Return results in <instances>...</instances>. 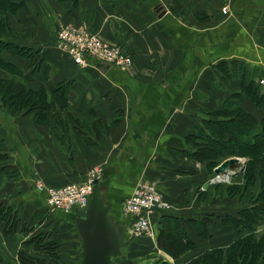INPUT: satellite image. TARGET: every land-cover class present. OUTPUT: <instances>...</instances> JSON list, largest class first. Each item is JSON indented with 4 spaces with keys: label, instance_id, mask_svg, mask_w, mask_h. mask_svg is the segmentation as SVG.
<instances>
[{
    "label": "crops",
    "instance_id": "obj_1",
    "mask_svg": "<svg viewBox=\"0 0 264 264\" xmlns=\"http://www.w3.org/2000/svg\"><path fill=\"white\" fill-rule=\"evenodd\" d=\"M11 1L20 6L6 15L0 41L26 52H0L9 66L0 68V79L16 93L44 88L50 109L38 123L34 113L0 108V201H6L0 206L18 220L16 232L5 234L0 216V264H20L22 252L43 264H81L79 208L51 210L36 184L82 183L94 170L100 179L89 203L102 195L124 235L112 264H188L240 238L221 218L237 217L247 205L236 197L200 199L197 184L209 171L191 156L204 148L196 136L204 135L205 122L232 97L257 121L264 117L245 91L253 86L264 94V0ZM66 25H83L120 47L131 66H76L55 46L57 30ZM61 91L65 109L57 104ZM142 181L154 183L170 205L153 217V238L132 237L121 209ZM165 216L180 222L193 247L174 258L157 247ZM201 221L202 237L195 228ZM35 232L43 235L38 248L28 243ZM50 240L57 244L49 250Z\"/></svg>",
    "mask_w": 264,
    "mask_h": 264
},
{
    "label": "trees",
    "instance_id": "obj_2",
    "mask_svg": "<svg viewBox=\"0 0 264 264\" xmlns=\"http://www.w3.org/2000/svg\"><path fill=\"white\" fill-rule=\"evenodd\" d=\"M19 6L11 0H0V34L8 29L6 15L14 14ZM4 50L21 55L26 52L23 48L0 41V52ZM0 68L6 69L9 66L0 60ZM242 88L245 89V86L243 85ZM245 91L256 106L264 109V94H257L256 88L253 86ZM56 92L58 91L56 90ZM56 98L58 107L65 109L66 101L63 92L61 91ZM0 104L2 107L14 109L18 112L34 113L38 123L45 122L44 113H47L50 109L44 88L16 93L12 90L11 82L5 79H0ZM211 117V121L204 124V135L199 132V135L196 136V139L200 138L201 140L203 138L204 148L196 151L191 157L210 169L227 158L242 157L249 154L247 156L250 163H246L242 176L243 183L227 186V190H224L220 185L213 187L215 190L219 191L221 189L228 192L226 195L220 192L217 193L216 202L237 197V195L240 199L244 195H250V198L246 197L244 199L243 206L247 205V207L241 209L237 213V217L227 215L221 218L222 225L231 226L239 236H242L235 240L225 251L205 252L188 264H259L264 259V229L257 231L255 223L264 221V173L255 162H261L264 159V117L261 121H257L252 115L245 112L240 106L237 95L229 99L221 110L211 114ZM206 130L207 133H210L207 134ZM258 186L261 187L259 195L252 196L251 192ZM238 189L241 190V194ZM0 216L5 224V234L15 233L18 222L16 216L10 210H5L1 206ZM158 224H160V227H157V247L168 256L174 258L193 248L191 242L182 233L178 220L172 221L170 217L165 216V219ZM203 227L202 221L200 224L195 225L201 237ZM25 232L27 231L25 230ZM42 241L43 235L40 232H35L31 234L28 243H34L35 247L38 248ZM56 244L55 240H50L44 246L49 249L56 246ZM224 257H226L225 263ZM19 262L20 264H43V261L29 257L23 252L19 255Z\"/></svg>",
    "mask_w": 264,
    "mask_h": 264
},
{
    "label": "built area",
    "instance_id": "obj_3",
    "mask_svg": "<svg viewBox=\"0 0 264 264\" xmlns=\"http://www.w3.org/2000/svg\"><path fill=\"white\" fill-rule=\"evenodd\" d=\"M223 14L227 13L224 8ZM56 49L69 57L76 66L86 67L90 62L108 63L118 69L131 66L132 59L120 47L104 43L97 33L90 32L85 26L66 25L56 32ZM263 82V81H262ZM100 178V170L91 172L86 181L69 184L61 188H47L37 182L36 188L46 193V205L51 210L69 213L74 208H85L93 194L95 182ZM228 177L215 176L216 181ZM212 180L211 182H215ZM166 202L152 182H139L132 194L122 203V214L130 220L129 232L132 237L153 238L155 227L153 217L157 212L168 210Z\"/></svg>",
    "mask_w": 264,
    "mask_h": 264
},
{
    "label": "water",
    "instance_id": "obj_4",
    "mask_svg": "<svg viewBox=\"0 0 264 264\" xmlns=\"http://www.w3.org/2000/svg\"><path fill=\"white\" fill-rule=\"evenodd\" d=\"M97 67L104 71L110 65L99 62ZM239 164V158H229L221 162L213 173L220 177H235L244 171V166L238 167ZM97 182L98 180L95 185ZM95 200H98V203ZM0 203L5 204L6 201ZM105 204L104 197L100 195L98 199L90 201L85 208L75 211L77 217L74 223L81 242V264H112V259L120 254L121 248L125 245L123 232L114 224L110 205ZM157 227L159 228L160 224Z\"/></svg>",
    "mask_w": 264,
    "mask_h": 264
},
{
    "label": "rangeland",
    "instance_id": "obj_5",
    "mask_svg": "<svg viewBox=\"0 0 264 264\" xmlns=\"http://www.w3.org/2000/svg\"><path fill=\"white\" fill-rule=\"evenodd\" d=\"M210 132H208V134H209ZM249 156V154H245L244 156H242V157H237L236 156V158H239L240 159V164L238 165V167L239 166H244V170H245V166H246V163L247 162H249L248 160H249V158H248V156ZM230 158H233V157H230ZM196 163H201V162H199V161H196V160H194ZM250 163V162H249ZM202 164V163H201ZM255 164H258V166L261 168V170H262V173H264V159L261 161V162H255ZM241 168V167H240ZM213 169V170H212ZM214 169L215 168H210V169H208V178L206 179V180H203L202 182L203 183H198L197 185V194L199 195V198L200 199H205V201L206 202H208V203H211L212 202V200H215V199H217L218 198V196H217V193L219 194V192L220 193H222V194H228V192L226 191V192H224L223 190H215L214 189V187L213 186H215V185H220V186H222V188L224 189V190H227V186L229 187L230 186V184L232 183V182H236V180H242V176H243V173H244V171L242 172V173H240L239 175H237V176H235V177H228L229 179H228V181L226 180V179H222V181H216L215 180V175H214V173H213V171H214ZM212 180H215V182H211ZM241 183H243V182H241ZM206 184H208V188L209 189H207V190H204L203 189V186L204 185H206ZM241 186H243V185H241ZM241 186H239V187H241ZM226 188V189H225ZM260 190H261V187L260 186H258V187H256L254 190H253V192H251V194H252V196L253 195H259V193H260ZM206 191H208V192H206ZM238 192L240 193L241 192V190L240 189H238ZM241 194V193H240ZM217 197V198H216ZM226 197V196H225ZM250 198V195H244V197L243 198H241L243 201H244V199L245 198ZM237 199L238 198H240L239 197V195H237V197H236ZM218 202V201H217ZM250 203H251V201H250ZM261 221V220H260ZM262 222H264V221H262ZM262 222H256L255 223V225L257 226V228H258V230H260V227L259 226H261L262 225ZM30 235V234H29ZM155 264H164V263H161V261H155L154 262Z\"/></svg>",
    "mask_w": 264,
    "mask_h": 264
}]
</instances>
